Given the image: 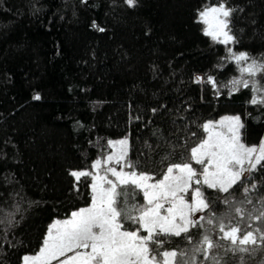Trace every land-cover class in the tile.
Returning <instances> with one entry per match:
<instances>
[{"label": "trees", "instance_id": "obj_1", "mask_svg": "<svg viewBox=\"0 0 264 264\" xmlns=\"http://www.w3.org/2000/svg\"><path fill=\"white\" fill-rule=\"evenodd\" d=\"M219 2L234 9L236 43L213 41L198 20ZM229 47L264 62V0H136L134 7L125 0H0V264H22L54 220L90 204L91 176L77 181L70 173L90 171L111 139L127 136L134 169L153 181L170 164L187 162L205 136L202 125L219 116L237 114L242 142L257 144L264 104L250 103V88L230 92L237 68L226 59ZM226 195L205 188L213 203L203 215L214 222L192 228L191 241L165 238L159 251L182 250L184 261L195 255L199 264L194 248L207 234L222 245L212 250L220 264H264L260 232L247 252H233L216 224L264 230V220L251 218L264 211V166L235 187L230 205ZM136 197L144 203L139 190Z\"/></svg>", "mask_w": 264, "mask_h": 264}, {"label": "snow or ice", "instance_id": "obj_2", "mask_svg": "<svg viewBox=\"0 0 264 264\" xmlns=\"http://www.w3.org/2000/svg\"><path fill=\"white\" fill-rule=\"evenodd\" d=\"M125 2L129 7L136 4V0ZM233 11L224 2L200 10L198 20L205 25L204 34L217 43H236L230 28ZM227 51L226 59L234 61L241 73L240 78L229 82L230 92L239 91L241 86L250 88L253 92L250 103L264 104V84L255 79L258 74H264V62L258 63L251 59L248 63L250 56L247 52L236 53L230 47ZM245 74L248 78H245ZM196 80L199 82L201 78L197 77ZM208 82L215 87L216 81L211 76ZM33 98L39 100L40 96L37 94ZM202 128L207 138L191 148L190 159L170 164L163 178L155 182H150L153 177L146 172L123 170L125 166L134 169L132 163L126 162V139L109 141L110 147L114 143L122 146L118 155L111 153L106 159L94 161L91 168L96 170L95 173H70L77 181L81 177L91 176V205L72 212L69 219L56 220L50 224L38 253L25 255L22 258L23 264H51L65 257L66 253L74 254L60 259L58 264H197L195 255L191 260L184 261L182 258L186 253L182 250L159 249L165 247V238L172 236L191 241L190 230L203 226L206 216L196 218V214L210 213L213 202L208 200L198 185H206L208 189L227 194L223 203L230 205L229 197L235 187L243 183L244 174L264 166V140L259 146H246L242 143L244 125L240 117H224L215 123L209 121ZM217 128L220 130L217 131ZM112 161L120 164L121 168L117 170L112 167ZM193 162L202 166V172H197ZM101 170L104 175H99ZM109 173L116 178L115 181L108 178ZM255 187L253 184L252 188ZM190 189L191 202L185 199ZM136 190L143 193V204L135 202L138 199ZM243 190L249 191L247 187ZM234 212L241 217L244 215L239 207L234 208ZM251 218L264 220V211ZM125 222L136 225V230H124ZM207 222L212 224L213 218L207 217ZM216 224L221 233L219 239L230 242L229 251L247 252L248 245L257 244L255 232H260L259 239L264 241V230H246L239 223L225 224L223 220L216 221ZM218 247H222L218 241L207 234L203 235L194 248V253L203 256L199 264L205 261L220 264V260L212 255V250Z\"/></svg>", "mask_w": 264, "mask_h": 264}, {"label": "rangeland", "instance_id": "obj_3", "mask_svg": "<svg viewBox=\"0 0 264 264\" xmlns=\"http://www.w3.org/2000/svg\"><path fill=\"white\" fill-rule=\"evenodd\" d=\"M234 62V61H233ZM251 62V58H250V60L248 61V63H250ZM235 63V62H234ZM259 63V62H258ZM235 65H236V63H235ZM236 68H237V74L235 75V76H233L232 78H231V80H233L234 78H240V76H241V73L239 72V70H238V67H237V65H236ZM245 78H248L247 77V74H245ZM255 79L257 80V81H259L260 82V80H259V74L255 77ZM231 86V85H230ZM242 87V86H241ZM257 95H259V94H257ZM253 96V95H252ZM236 116H238L237 114H225V115H222V116H219V117H217V118H215V119H211V120H208V121H206V122H209V121H212L213 123H215V122H219V121H221V119L222 118H224V117H236ZM239 117V116H238ZM205 122V123H206ZM217 131H219L220 129L219 128H217L216 129ZM207 138V133H205V136H204V138L202 139V140H204V139H206ZM127 140V145H126V148H127V157H126V162L127 163H131V161H130V159H129V148H130V142H129V138L127 137V136H124V137H119V138H115V139H111L110 141H113V142H118V141H121V140ZM201 140V141H202ZM262 140H264V136L260 139V141L257 143V144H253V145H246V146H259L260 145V143H261V141ZM200 141V142H201ZM199 142V143H200ZM241 142H242V140H241ZM198 143V144H199ZM243 143V142H242ZM121 145L119 144V143H114V146L113 147H110L109 146V144L107 145V147H106V149H105V151H104V153L101 155V156H99L96 160H98V159H101V160H103V159H106L107 158V156L109 155V154H111V153H115V154H119V152H120V150H121ZM95 160V161H96ZM94 162V161H93ZM93 164V163H92ZM111 166L112 167H115V168H117V170H119L120 168H121V165L120 164H117V163H115V161H112L111 162ZM193 167L197 170V172L198 173H200V172H202V166L201 165H193ZM125 172H128V171H131V170H135V169H129L128 167H124V169H123ZM74 171H89V170H86V169H80V170H74ZM91 172H93V173H95V171L96 170H94V169H92L91 168V170H90ZM136 171V170H135ZM138 172V171H137ZM105 173H104V171L103 170H101L100 172H99V175H104ZM250 175V173H245L244 174V177H248ZM108 178L109 179H112L113 181H115L116 180V178L115 177H113L110 173L108 174ZM163 178V177H162ZM161 178V179H162ZM93 182V181H92ZM92 182H91V184H92ZM150 182H155V181H150ZM193 187H197V185H194ZM198 187H200L201 188V190L204 192V195H205V188H207V186L206 185H198ZM92 190V189H91ZM143 194V193H142ZM92 195H93V193H92ZM185 199L186 200H188L189 202H191V189H190V191H189V193L188 194H185ZM91 203H92V199H91V202H90V204L88 205V206H86V207H89L90 205H91ZM86 207H84V208H86ZM81 209V208H80ZM79 210V209H78ZM75 211H77V210H75ZM74 212V211H73ZM72 213V212H71ZM203 213L204 212H200V213H197L196 214V218H198V217H200V216H204L203 215ZM71 217V214L68 216V217H66V218H62V219H56V220H65V219H69ZM56 220H54V221H56ZM53 221V222H54ZM52 222V223H53ZM207 221L206 220H204L203 222H202V224L203 223H206ZM51 223V224H52ZM124 230H126V229H124ZM133 230H136V228L135 229H133ZM142 234H146V233H143L142 232ZM42 247V246H41ZM90 250V249H89ZM39 251V250H38ZM38 251L36 252V253H38ZM36 253H34V254H36ZM34 254H27V255H34ZM74 253H66V255H65V257H62V259H65L67 256H70V255H73ZM25 256V255H24ZM23 256V257H24ZM58 262H59V260L57 261V262H55V263H53V264H58ZM22 264H23V261H22Z\"/></svg>", "mask_w": 264, "mask_h": 264}]
</instances>
